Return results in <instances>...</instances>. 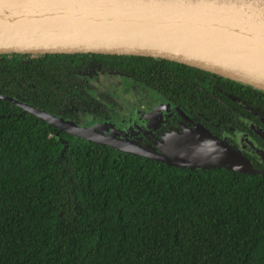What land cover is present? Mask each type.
<instances>
[{
	"label": "trees",
	"instance_id": "1",
	"mask_svg": "<svg viewBox=\"0 0 264 264\" xmlns=\"http://www.w3.org/2000/svg\"><path fill=\"white\" fill-rule=\"evenodd\" d=\"M86 55L0 58V264H264L263 174L62 140L55 126L20 113L13 100L22 93L29 104L80 101L74 75ZM100 57L167 93L207 86L200 76L209 72L184 64Z\"/></svg>",
	"mask_w": 264,
	"mask_h": 264
},
{
	"label": "water",
	"instance_id": "2",
	"mask_svg": "<svg viewBox=\"0 0 264 264\" xmlns=\"http://www.w3.org/2000/svg\"><path fill=\"white\" fill-rule=\"evenodd\" d=\"M10 54L150 57L264 91V0H0V55ZM13 102L122 152L185 168L258 173L237 153L220 149L206 130L192 140L197 151L191 144L166 158Z\"/></svg>",
	"mask_w": 264,
	"mask_h": 264
},
{
	"label": "flooded vegetation",
	"instance_id": "3",
	"mask_svg": "<svg viewBox=\"0 0 264 264\" xmlns=\"http://www.w3.org/2000/svg\"><path fill=\"white\" fill-rule=\"evenodd\" d=\"M100 56L79 57L82 64L74 77L83 81V94L78 95L80 101L64 102L63 108L50 100L29 104L27 95L22 93L17 102L166 158H172L171 155L179 150L186 152L191 144V150L197 151L199 144L192 140H199L201 131L206 130L220 149L237 153L248 166L258 171L256 174L264 175V92L208 73L200 76L206 81V87L194 82L190 89L188 86L183 90L171 87L167 93L130 74L107 69ZM92 70L97 75H118L117 88L110 93L99 91V85L90 84ZM121 96H128L129 100L119 102L117 98ZM81 102L84 105H80ZM17 106L20 113H29ZM55 128L54 134L59 139L66 135L80 139Z\"/></svg>",
	"mask_w": 264,
	"mask_h": 264
},
{
	"label": "rangeland",
	"instance_id": "4",
	"mask_svg": "<svg viewBox=\"0 0 264 264\" xmlns=\"http://www.w3.org/2000/svg\"><path fill=\"white\" fill-rule=\"evenodd\" d=\"M90 78H89V81H90V84L91 85H95V86H98V90L99 91H104V92H107V93H110L112 92L114 89L117 88L116 86V82L118 81L119 79V76L116 75V74H111V75H97L94 70H92L90 72ZM119 102H123V99L124 100H129L128 96H124V97H118L117 98Z\"/></svg>",
	"mask_w": 264,
	"mask_h": 264
},
{
	"label": "bare ground",
	"instance_id": "5",
	"mask_svg": "<svg viewBox=\"0 0 264 264\" xmlns=\"http://www.w3.org/2000/svg\"><path fill=\"white\" fill-rule=\"evenodd\" d=\"M211 169V168H210Z\"/></svg>",
	"mask_w": 264,
	"mask_h": 264
}]
</instances>
